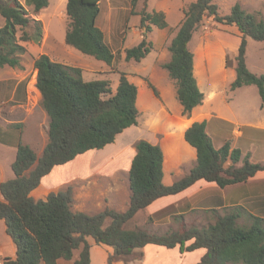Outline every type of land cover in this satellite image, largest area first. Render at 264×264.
Instances as JSON below:
<instances>
[{
  "label": "trees",
  "instance_id": "16d2710c",
  "mask_svg": "<svg viewBox=\"0 0 264 264\" xmlns=\"http://www.w3.org/2000/svg\"><path fill=\"white\" fill-rule=\"evenodd\" d=\"M24 1L23 5L21 0H0V16L6 21L0 28L1 68H22V58L27 53L24 43L41 41L42 23L29 15L26 6L33 14H38L49 7L50 0ZM102 1H67L65 42L83 55L111 66L115 53L97 24L103 10ZM137 2L133 0L131 12L140 16L144 38L125 51V59L141 62L153 49L147 35L154 28L166 30L170 25L165 12L148 11L147 8L137 12ZM183 13L184 18L168 47L170 60L163 64L175 82L183 116L190 117L205 98L194 75V53L189 45L207 17L213 18L217 25L236 26L243 37L236 58L237 77L230 90L254 85L264 104V75L252 73L246 63L247 38L264 42V20L247 12L240 4L233 6L230 14L222 16L214 0H196L185 7ZM34 66L38 71L41 107L49 117L48 144L38 156L31 146L22 142V126H12L20 129L17 156L12 165L15 178L0 182V224L5 222L16 256L6 259L4 264H58L60 260L91 264L90 237L97 245L113 249L109 264L127 262L137 250L150 244L168 249L180 247L181 253L205 249L206 254L196 264H264V219L241 206L232 207L223 214L214 211V224L164 235L125 229L139 211L162 197L183 192L199 180L215 182L225 188L264 172L263 164H253L248 158L242 167H236L234 164L241 160V152L231 150L229 143L216 149L205 123H194L186 130L185 140L196 149L197 164L170 186L163 183L161 146L146 140L137 142L129 171V207L123 213L112 209L95 215L74 212L72 187L35 201L31 192L56 166L65 165L88 151L104 149L115 143L118 135L138 124L139 90L124 72L120 73L114 92L111 81H86L83 69L57 62L46 54L35 57ZM148 85L158 97L157 89L149 81ZM228 161L233 165L226 167ZM244 218L247 223L241 224ZM189 242L192 243L187 245ZM76 251L79 254L74 260Z\"/></svg>",
  "mask_w": 264,
  "mask_h": 264
},
{
  "label": "crops",
  "instance_id": "0c3cea01",
  "mask_svg": "<svg viewBox=\"0 0 264 264\" xmlns=\"http://www.w3.org/2000/svg\"><path fill=\"white\" fill-rule=\"evenodd\" d=\"M170 1L159 0L157 8L153 10L165 12L167 21L168 15L175 13L178 17L177 25L172 27L169 24V29L178 30L184 18L183 8L196 0H177L175 3ZM214 3L219 7L222 16L230 14L236 4L245 8L242 0H214ZM103 4L106 11L102 10L97 24L104 32L106 40V28L111 25L115 7L110 0L102 1V9ZM137 17L139 22L135 25L138 26L140 16ZM218 25L222 26L221 30L195 32L189 45L194 53V75L205 97L203 104L195 108L190 117L182 114L183 107L177 98L176 85L175 82L172 83L168 72L165 71L161 78L167 88L160 97L155 95L149 85H137L133 82L139 90L138 124L118 135L115 143L104 149L88 151L65 165L56 166L42 179L39 187L31 192V197L35 201L45 200L51 193L72 187L74 212L95 215L112 209L123 213L129 207L131 191L121 196L117 187L111 183L120 172L129 175L137 142L146 140L161 146L164 153L163 183L170 186L189 174L197 164V151L185 140L186 130L194 123H205L206 131L216 149L229 143L231 150L241 152V160L234 164L236 167H242L246 158L253 164L264 165V104L259 90L254 85L230 90L237 77L236 58L243 37L236 26ZM167 30L154 28L163 37H168ZM249 39L247 38V67L254 74L264 75V59L261 54L253 60L254 65H250ZM260 52L264 53V47L259 49ZM2 69L5 71L0 73V182H6L15 178L12 165L17 156L19 130L22 132V142L31 146L40 156L48 144L49 117L41 107L42 95L37 88L38 71L34 60L31 67L23 63L20 69ZM152 69H155L154 64ZM151 84L160 93L159 85L154 81ZM144 98L147 103L142 109L140 102ZM38 117L43 118V123ZM172 117L179 121L178 126L170 124ZM13 125L22 127L12 128ZM132 129H135L134 138L129 135ZM39 130L43 134L42 138L38 136ZM165 130L168 134L160 137ZM231 165L233 163L228 161L226 167ZM106 183L109 184L108 187L105 186ZM236 206L264 219L263 171L244 183L225 188L219 187L215 182L199 180L183 192L162 197L139 211L131 221L136 220L139 214L142 216L130 228L126 227L129 221L125 229H142L164 235L191 227L208 226L214 224V211L223 214ZM109 224L110 221H107L106 225ZM89 239L93 238H88V241ZM136 252L142 254V264H196L206 254L205 249L181 253L180 247L168 249L152 244ZM15 256V245L6 233L5 222H1L0 264H4L8 258L14 259ZM65 264H73V261Z\"/></svg>",
  "mask_w": 264,
  "mask_h": 264
},
{
  "label": "rangeland",
  "instance_id": "374dc122",
  "mask_svg": "<svg viewBox=\"0 0 264 264\" xmlns=\"http://www.w3.org/2000/svg\"><path fill=\"white\" fill-rule=\"evenodd\" d=\"M21 1L24 5L25 1ZM67 1L68 0H50L49 7L42 10L38 14H33L32 9L26 6L29 15L32 18L41 21L43 26V35L39 43L33 41L24 43L27 48V53L22 58V64L26 63L31 67L32 60H34L35 57L46 54L57 62L83 69V77L86 81H111V87L113 90H116L119 84L120 73L124 72L129 75L130 80L132 82H135L137 85L145 84V86H147L148 81L150 83L154 81L156 85H159L160 87L159 95L164 92L167 87H164L165 85H163V81L161 79L163 73H165L166 71L163 68V62H167V60L170 59L168 47L170 45L172 37L177 31L176 28H171L168 30L166 29L168 31V37H163L162 35L159 36L158 31L156 32L153 29V31L149 33L146 38L148 42H151L153 44L151 53L141 62L126 61L125 51L138 45L144 38V32L140 28V24L138 26L135 25L139 22V17L133 15L131 12L133 0H110V2L115 7V11L113 14L111 25L106 28V40L108 45L115 53V60L111 66H108L107 64L92 57L83 55L76 49L66 44L65 34L68 28V18L66 15ZM175 1L177 0H171L170 2L175 3ZM158 2L159 0H138L135 10L137 12H140L144 8H147L148 10V7L149 10H153L157 8ZM242 2L245 7L244 10L249 13L255 14L259 19L264 20V0H242ZM145 3L148 4L147 7H145ZM105 7V4H103V12L106 11ZM224 10L225 9L223 8L222 11ZM177 20L178 17L175 13H171L168 15V23L172 27H175L177 25ZM5 24V19L0 16V28L4 27ZM220 27L222 28V26H219L214 22L213 18L207 17L204 19V22L200 26L198 31L205 32L221 30ZM249 40L251 44L248 47V57L250 60V65L253 66V60L256 59L257 55L259 56V54H261L262 58L264 59V53H259V49H261V47H264V42H258L251 38ZM153 64L155 65V69L151 70V66ZM3 71L5 70L0 67V73H2ZM172 83H174V81ZM254 89L257 95H259L257 88L254 87ZM146 103V98L141 100L140 106L142 109L146 105ZM38 120H41V123H43V118L41 119L40 117H38ZM169 122L170 124L173 123L176 126L179 125V121L175 117H172ZM43 125L45 124H42V126ZM165 132L167 131H163L159 136H166L168 133ZM129 135L130 137L134 138L135 129H132ZM38 136L39 138H42L43 136L40 130L38 131ZM36 150L37 152H39L38 147ZM111 184L117 187L119 195H127L130 190L128 173L124 175L123 172H120L115 176V180ZM105 186L108 187L109 184L106 183ZM141 216L142 214H139L138 218H136V220L134 221H130L126 227L130 228L138 221ZM240 223L246 224L247 220L244 218L240 221ZM89 242L91 244V264H109L108 259L109 256L113 254V249L108 246L97 245L93 241V239H89ZM78 254L79 252L76 251L74 254V260L78 257ZM141 261L142 256H140L139 252H135L127 262L119 261L114 264H142ZM66 262L68 261L61 260L58 264H65Z\"/></svg>",
  "mask_w": 264,
  "mask_h": 264
}]
</instances>
